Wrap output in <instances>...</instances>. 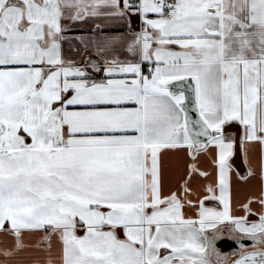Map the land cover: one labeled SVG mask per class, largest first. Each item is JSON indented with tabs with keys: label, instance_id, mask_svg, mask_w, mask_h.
<instances>
[{
	"label": "snow or ice",
	"instance_id": "snow-or-ice-1",
	"mask_svg": "<svg viewBox=\"0 0 264 264\" xmlns=\"http://www.w3.org/2000/svg\"><path fill=\"white\" fill-rule=\"evenodd\" d=\"M0 264H264V0H0Z\"/></svg>",
	"mask_w": 264,
	"mask_h": 264
},
{
	"label": "crops",
	"instance_id": "crops-1",
	"mask_svg": "<svg viewBox=\"0 0 264 264\" xmlns=\"http://www.w3.org/2000/svg\"><path fill=\"white\" fill-rule=\"evenodd\" d=\"M234 130H235V129H233V131H234ZM235 160H236V166H237L238 170H239L242 174H244V173L246 172L247 169H246V166H245V164H244L243 156L240 155V154H238V155L236 156ZM204 167H207V164H204ZM253 183H255V181H253ZM247 189H248V186H247V185H242V186L240 187V191H241V193L246 192Z\"/></svg>",
	"mask_w": 264,
	"mask_h": 264
},
{
	"label": "water",
	"instance_id": "water-1",
	"mask_svg": "<svg viewBox=\"0 0 264 264\" xmlns=\"http://www.w3.org/2000/svg\"><path fill=\"white\" fill-rule=\"evenodd\" d=\"M193 116H195V114H193Z\"/></svg>",
	"mask_w": 264,
	"mask_h": 264
}]
</instances>
